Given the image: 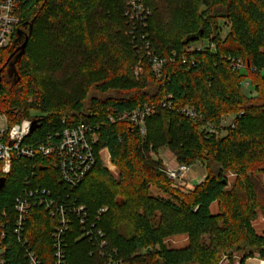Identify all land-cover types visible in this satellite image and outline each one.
<instances>
[{
  "label": "trees",
  "instance_id": "1",
  "mask_svg": "<svg viewBox=\"0 0 264 264\" xmlns=\"http://www.w3.org/2000/svg\"><path fill=\"white\" fill-rule=\"evenodd\" d=\"M144 4L151 16L134 35L125 16L128 0H22L18 6V32L29 42L22 56L12 44L0 51V115L11 127L37 122L26 146L90 125L99 137L97 151H109L120 176L113 179L100 158L71 190L59 181L56 157H14L0 192L6 264H28L25 248L42 264H54L52 235L59 224L48 210L31 208L22 237L27 246L14 235V205L26 190L25 180L32 182L28 189L49 190L57 203L84 206L86 228L105 233L108 245L102 251L99 240L84 237V225L70 214L66 264H105L115 252L124 264H220L223 255L232 260L234 254L240 264L264 259V231L253 226L259 214L264 217V0ZM223 19L230 23L224 39ZM195 36L200 39L185 44ZM197 44L203 48L188 51ZM153 56L166 60L161 79ZM233 59L242 60L244 68L234 71ZM11 63L16 79L8 81L4 72ZM246 82L255 96L246 94ZM91 88L109 97L92 99L85 113ZM169 98L172 108L147 119L145 136L129 121H110L109 116L118 120V113ZM185 107L201 119L183 116ZM231 116L234 121L224 130ZM207 125L217 132L209 133ZM222 130L225 136H219ZM160 148L169 149L178 164L202 163L206 180L191 189L171 181L164 162L153 158ZM229 172L236 174L233 181ZM215 203L217 214L211 210ZM102 209L107 210L97 220ZM177 235H188L189 244L167 247L165 241Z\"/></svg>",
  "mask_w": 264,
  "mask_h": 264
},
{
  "label": "built area",
  "instance_id": "2",
  "mask_svg": "<svg viewBox=\"0 0 264 264\" xmlns=\"http://www.w3.org/2000/svg\"><path fill=\"white\" fill-rule=\"evenodd\" d=\"M22 0H0V51L9 47L10 41L14 42V38L17 32L21 29V19L19 17L18 6ZM129 9L125 16L131 24V30L129 34L134 35L138 33L140 27L147 26V19L151 16V12L145 6L144 0H128ZM147 36L143 35V39ZM148 45V44H147ZM203 45V44H202ZM201 45V46H202ZM203 48V47H202ZM188 51H194L189 48ZM151 56V54H149ZM174 63V59H171ZM231 66L234 71H239L244 68V62L242 60H231ZM153 68L156 76L161 79L162 70L166 64L165 59H159L155 56L152 58ZM244 85V84H243ZM246 85L249 84L246 82ZM171 98L165 99L158 104L150 105L145 104L140 108L133 111H127L118 113V120L115 117L109 116L111 122H127L134 124L140 131V134L145 136L146 123L150 117L160 114L163 110H169L172 108ZM180 113L194 121L201 119V116L191 107H185ZM3 120L6 122V128L0 129V180L1 178H7L12 173V164L14 157L18 159H35L39 155L42 157H56V169L59 171V181L65 187L73 190L79 186L86 176L96 167L98 159H102L104 152H109L107 149H101L97 151L99 144V137L97 132L88 124H80L70 128H66L61 132H56L54 137L50 135L47 143H42L38 146H26L24 143L28 136L32 133V120L27 119L21 123L14 124L13 127L9 126L8 119L5 115H2ZM206 130L213 134L217 132L214 126L207 125ZM109 164H111V155L108 156ZM191 167L188 165L178 164L165 169V174L171 181L187 187L190 183L191 177L189 176ZM32 182L25 180L24 186L26 190L23 195L19 196L14 205L17 218L15 220L14 235L21 242L22 246H27V242L22 239L26 222L28 220L31 208L40 207L48 210L52 217H56L58 220V226L52 235L54 239V264H66V235L70 231L71 219L70 214L79 218L80 223L84 225V237L97 238L99 240V248L105 251L108 242L106 240L105 233L97 230L94 231L87 227V214L84 206H76L74 204H68V202H59L51 195V192L47 189H28ZM107 209H102L97 217L104 213ZM4 217L7 213L4 212ZM2 234V238L4 237ZM28 264H42L37 255L34 252L24 249ZM5 248L0 242V264H6L4 259ZM117 253H114L113 257L109 254L105 264H124L120 258L116 257ZM259 259V264H264V259Z\"/></svg>",
  "mask_w": 264,
  "mask_h": 264
},
{
  "label": "rangeland",
  "instance_id": "3",
  "mask_svg": "<svg viewBox=\"0 0 264 264\" xmlns=\"http://www.w3.org/2000/svg\"><path fill=\"white\" fill-rule=\"evenodd\" d=\"M220 25L222 26V31H223V35H222V39H224L227 34L230 32V23L228 20H225L223 19V21H220ZM11 38H14V42L12 43V40ZM10 44L9 46L11 45L10 48L12 47H16V46H19L21 47L24 43V35L17 38L15 40V36H12L10 37ZM202 44H197L195 46H191V49H196V47H202L201 46ZM204 45L207 47L208 44L207 43H204ZM9 48V49H10ZM5 55H9L8 52L5 53ZM1 71V69H0ZM138 73H139V70L136 69V73H135V77H138ZM4 77L8 80V81H13L16 79V68L14 67V64H10V66L7 67L6 71L4 72ZM243 88L245 89V92L246 94H250L251 95H254L255 96V92H250L252 91V88L249 87V85L247 86L246 83H243ZM255 91V90H254ZM88 98L87 100L85 101V113H88L89 112V107H90V102L92 99H105L107 97H109V95H102L100 93H96L94 89H89V92H88ZM33 114H37V113H33ZM234 118L233 116L231 117H227V119L224 120L223 122V129H227L228 126H230L233 121H234ZM4 118L2 117V115H0V129H3V128H6V122L3 120ZM222 130L221 133H219V136H225L227 133L226 131ZM171 152L169 151V149L167 148H160L157 152V154L153 155V158L154 159H160L162 162H164V167L165 168H169V167H172L174 166L175 164H178L175 163V162H172V155L170 154ZM108 156H109V152H104L103 153V156H102V164L104 165V167L109 171L110 175L112 176L113 179H117L119 180V176H120V172H119V169L118 167L115 165V164H112V160H111V164H109V159H108ZM207 171H206V168L205 166L202 164V163H197L195 165H191V169H190V173H189V176L191 177V180H190V183L188 185V189H191L192 187L200 184L202 181L206 180L207 178ZM231 178V177H229ZM163 195L164 197H167L168 198V195L166 194H162L160 192H156V195ZM254 228L255 230L260 234L264 228V222L262 221V219H260V221L256 222L254 224ZM173 244L172 243H169V246L171 247ZM221 263L220 264H238V262H241L240 261V255L238 254H234V257L232 260H228V257L226 256H222L221 258ZM223 262V263H222ZM248 264H259V260H251L248 262Z\"/></svg>",
  "mask_w": 264,
  "mask_h": 264
},
{
  "label": "crops",
  "instance_id": "4",
  "mask_svg": "<svg viewBox=\"0 0 264 264\" xmlns=\"http://www.w3.org/2000/svg\"><path fill=\"white\" fill-rule=\"evenodd\" d=\"M250 92H251V91H250ZM170 154H171L172 157H173L172 162H175V160H174L175 157H174L173 153L171 152ZM175 163H177V162H175ZM177 165H178V164H175L174 166H177ZM174 166H173V167H174ZM229 177H231V178H229ZM228 178H229L231 181H233V180L236 178V174H233L232 172H229ZM263 179H264V177H263ZM211 210H212V213H213V214H217V212L219 211L218 203H215V204L212 206ZM260 219H262V221L264 222V217H263V215H261V214H259V218H258V220L255 221V222L253 223V226H254V224H255L256 222L260 221ZM262 230L264 231V228H263ZM263 231H262V232H263ZM169 243H172L173 245L170 247V246H169ZM165 244L167 245V247L172 248V249H175V248L182 249V248H185V247L189 244V236H188V235H177V236H175V237H172V238L167 239V240L165 241ZM251 260H259V259H258L257 257L249 258V259L247 260V263H246V264H248V262L251 261ZM240 261H241V259H240ZM222 263H223V262H222ZM240 263H241V262H238V264H240Z\"/></svg>",
  "mask_w": 264,
  "mask_h": 264
},
{
  "label": "water",
  "instance_id": "5",
  "mask_svg": "<svg viewBox=\"0 0 264 264\" xmlns=\"http://www.w3.org/2000/svg\"><path fill=\"white\" fill-rule=\"evenodd\" d=\"M19 33V37H21L22 36V34H21V32H18ZM200 39V37H198V36H195V37H193V38H191V39H188L186 42H185V44H187V43H189L190 41L191 42H195V41H198ZM28 42H29V39L26 37V40H25V42H24V44L21 46V47H19L18 49H17V52H20L19 54H20V56H22V55H24V52H25V49H26V47H27V45H28ZM16 52V53H17ZM15 56V54L13 53V55L10 57V59L8 60V62L7 63H9L10 62V60L13 58ZM1 74H2V71H0V81H1ZM32 132H34L35 130H36V128L38 127V124H37V122H32ZM5 181H6V179L5 178H1V180H0V192H1V190L3 189V187L5 186ZM150 251V250H149Z\"/></svg>",
  "mask_w": 264,
  "mask_h": 264
}]
</instances>
